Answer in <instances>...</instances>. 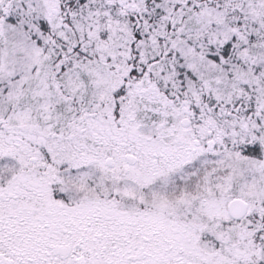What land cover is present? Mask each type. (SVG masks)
Segmentation results:
<instances>
[{"label":"snow or ice","instance_id":"6c2138e0","mask_svg":"<svg viewBox=\"0 0 264 264\" xmlns=\"http://www.w3.org/2000/svg\"><path fill=\"white\" fill-rule=\"evenodd\" d=\"M0 264H264V0H0Z\"/></svg>","mask_w":264,"mask_h":264}]
</instances>
